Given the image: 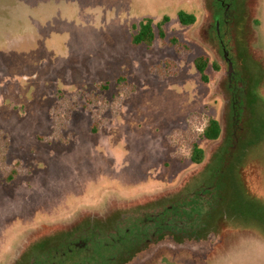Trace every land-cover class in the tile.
<instances>
[{
    "label": "rangeland",
    "instance_id": "obj_1",
    "mask_svg": "<svg viewBox=\"0 0 264 264\" xmlns=\"http://www.w3.org/2000/svg\"><path fill=\"white\" fill-rule=\"evenodd\" d=\"M216 5L212 29L211 0H0V264H35L83 228L164 209L180 228L125 264H264V225L229 214L232 173L264 209V0ZM163 18V39L132 44L131 25L148 19L157 33ZM214 37L240 54L244 84L225 83Z\"/></svg>",
    "mask_w": 264,
    "mask_h": 264
},
{
    "label": "flooded vegetation",
    "instance_id": "obj_2",
    "mask_svg": "<svg viewBox=\"0 0 264 264\" xmlns=\"http://www.w3.org/2000/svg\"><path fill=\"white\" fill-rule=\"evenodd\" d=\"M217 1L218 0H211V11H210V13L212 14L211 16H212L213 21L210 24V27L212 29L217 27L219 24L220 15L218 13L219 10L216 8V6H217L216 2ZM212 36H213V34H212ZM214 40H215L216 51L219 52L220 57H222L225 65L227 67V76L225 79V81H226L225 83L227 84L229 78L230 79L233 78V80L236 81V84H238L237 83L238 81H240L242 84H244V82H243L244 76L249 78L250 74L248 72L244 71V67L242 66L241 60L239 58L240 54L238 55V59L234 62L225 52L224 46L221 50L217 44L215 37H214ZM207 62H208V60H207ZM207 81H208V79L206 81H203V82H207ZM247 135H248L247 128H245V129L243 128V130L241 132L242 139H244ZM202 151H203L202 161L194 162L195 165H197V166L201 165L202 162L205 160V152L203 149H202ZM216 155H217V151L215 148L212 155H210L208 158V161H207L208 162V168L204 170L203 174H205V172H207L208 170L211 169L212 163H213ZM231 162H229V163H231ZM229 163H228V161H226L224 164V168H223V172L225 173V175H227V181H226L227 184L225 185L224 189H230L228 184H229V167L231 165ZM221 202H222V200L220 201V203ZM162 212H163L164 217L167 220L171 219L169 216H167L166 209L162 210L161 213ZM151 215H153V216H150V217L147 216V219H153V218L155 219L154 216H157L156 213L155 214L151 213ZM167 220H166V222H167ZM154 223H155V221L153 223L152 222L148 223L149 228L153 229L152 227L154 226ZM119 224L120 223H114V224L110 223L109 226L108 225L106 226L107 229L111 230L112 233H110V234L113 237L110 239H112V241H114V242L118 241V239H120V235H119V233H117V231H119ZM137 224H138V222L134 221L133 225H137ZM95 226H97V225H95ZM95 226L91 225L88 228H83L81 230V232H77L75 236L65 238V239H61V240H57V241L53 242L52 245L49 247V250L47 253L48 256H45V258L42 259V264H94L95 261L92 259H95L97 261V257L99 255H101L102 258L109 260V264H125L126 262H128L129 260L132 259L131 258V259L125 260L124 262L121 263V261L119 260V257H118L121 255V251L118 249H110L109 248L110 246H113V248H115V246L117 244L116 245H114V244H103L101 249L97 247L96 249L91 250L92 247L90 248V246H88V242L90 239H91V242L98 243V242H102L104 237L106 236L105 233L101 232L103 228L100 229L99 227H95ZM87 230H88V232H87ZM110 234H107V236ZM156 237L158 238V236H154L153 234L150 237H148V240L145 243V248L147 246H149L151 243H153L154 241H156L157 240ZM143 250L138 251V252H134V254L130 257L136 256L138 253L142 252ZM35 264H37V263H35Z\"/></svg>",
    "mask_w": 264,
    "mask_h": 264
},
{
    "label": "trees",
    "instance_id": "obj_3",
    "mask_svg": "<svg viewBox=\"0 0 264 264\" xmlns=\"http://www.w3.org/2000/svg\"><path fill=\"white\" fill-rule=\"evenodd\" d=\"M178 19L182 24H192L194 22V17L191 15H186L182 12L178 13ZM168 22L167 18H163L159 23H157L158 31L155 33L156 27L153 25L151 20L144 19L142 20L137 26L132 27V30L135 32L131 36V42L134 45H140L143 44L146 47H150L154 41L155 34H157L161 39L164 38V32L163 27ZM196 70L200 73V78L203 81L207 80V77L203 73L205 67L207 66L208 62L206 58L200 57L197 58L194 62ZM216 130V133L214 137L210 136V131ZM217 132H218V125L215 122V120H208L207 125L202 131V135L204 138L209 140H215L217 139ZM191 159L194 162H200L203 159V151L202 149L197 145L193 144L191 148ZM142 216L139 219V222L137 225H133V223H130V225H121L119 224V233L120 239L118 241H112L113 236H111L110 233L111 230L107 229L106 226L102 229L101 232L105 233L106 236L104 237L102 242H91V239L88 242V246H90L91 250L98 248H102L103 244H114L116 245L115 248L113 246H110V249H118L121 251V255L118 256L119 260L124 262L125 260L131 259L133 257H130L134 254V252L141 251L145 248V243L148 240V237H150L152 234L154 236H161L165 234L166 232H170L173 230H177V228H180L177 224V221L174 218H171L168 222H166V218L163 215V212L157 214L155 219H147V216ZM157 219V220H156ZM159 219V220H158ZM153 229L149 228L148 223L154 222ZM151 227V226H150ZM88 232V230H87ZM107 234H110L107 236ZM90 236V235H89ZM91 238V237H90ZM106 246V245H105ZM105 248V247H104ZM48 252L43 254V257L39 259L36 263L42 264V259L45 258V256H48ZM117 259V258H116ZM95 261L94 264H109V260H106L102 258L101 255L97 257V261L95 259H92Z\"/></svg>",
    "mask_w": 264,
    "mask_h": 264
},
{
    "label": "water",
    "instance_id": "obj_4",
    "mask_svg": "<svg viewBox=\"0 0 264 264\" xmlns=\"http://www.w3.org/2000/svg\"><path fill=\"white\" fill-rule=\"evenodd\" d=\"M242 49H244V45H243ZM257 87L255 88L256 92H257ZM252 91H253V95H255L254 93H256V92L254 91L253 87H252ZM254 142H255L254 140H252L250 142H244L242 147L239 149V154L237 155V158L235 160L238 162L239 161L243 162L244 161V155L247 152L245 149L248 148L251 144H254ZM235 175H236V177H235ZM236 183H238L237 174L235 173L233 175V173H232L230 184H231V186L236 187L235 189H232V191L234 194V200H235L236 204H238L240 206V208H238V207L233 208V211H229V214L237 215L236 213H234L235 212L234 210H236V211H239V214H238L239 220H242V222H244V216H245L249 221H251V220L256 221L257 224L264 225V215H263L264 209L261 208L256 203L249 200V198L244 194L242 189H237ZM219 207L220 206H218L216 209L212 210V212L207 217L208 225L211 224L210 220L214 221L215 218L218 216V214H222L221 209ZM248 209H249V211H248Z\"/></svg>",
    "mask_w": 264,
    "mask_h": 264
},
{
    "label": "crops",
    "instance_id": "obj_5",
    "mask_svg": "<svg viewBox=\"0 0 264 264\" xmlns=\"http://www.w3.org/2000/svg\"><path fill=\"white\" fill-rule=\"evenodd\" d=\"M140 23V22H139ZM138 25V24H137ZM137 25H135V24H133V25H131V27L130 28H132V27H134V26H137Z\"/></svg>",
    "mask_w": 264,
    "mask_h": 264
}]
</instances>
